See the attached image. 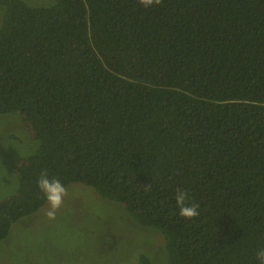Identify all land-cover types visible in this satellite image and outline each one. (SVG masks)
<instances>
[{
    "label": "trees",
    "instance_id": "obj_1",
    "mask_svg": "<svg viewBox=\"0 0 264 264\" xmlns=\"http://www.w3.org/2000/svg\"><path fill=\"white\" fill-rule=\"evenodd\" d=\"M0 6V115L20 114L37 142L0 201V241L46 202L47 170L160 231L169 264H259L264 0ZM177 188L199 217L179 215Z\"/></svg>",
    "mask_w": 264,
    "mask_h": 264
},
{
    "label": "rangeland",
    "instance_id": "obj_2",
    "mask_svg": "<svg viewBox=\"0 0 264 264\" xmlns=\"http://www.w3.org/2000/svg\"><path fill=\"white\" fill-rule=\"evenodd\" d=\"M49 7L56 0H21ZM3 9L0 6V26ZM37 149L20 114L0 115V201L15 195L19 177L14 165ZM55 219L47 201L0 241V264H169L162 233L139 226L117 203L93 188L74 183Z\"/></svg>",
    "mask_w": 264,
    "mask_h": 264
},
{
    "label": "clouds",
    "instance_id": "obj_3",
    "mask_svg": "<svg viewBox=\"0 0 264 264\" xmlns=\"http://www.w3.org/2000/svg\"><path fill=\"white\" fill-rule=\"evenodd\" d=\"M139 3L147 8L153 5H160L162 0H139ZM37 186L49 205V210L46 213L47 217L49 219H55L57 211L64 203V198L68 195L67 188L59 179L55 177L49 178L47 170L41 171ZM150 186L146 188H150ZM174 198L181 217L192 220L200 216V206L198 203H186L190 199L189 193L186 190L177 188ZM256 258L259 264H264V248H259L256 251Z\"/></svg>",
    "mask_w": 264,
    "mask_h": 264
}]
</instances>
